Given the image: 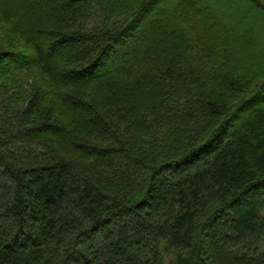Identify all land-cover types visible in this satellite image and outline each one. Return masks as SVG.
Returning <instances> with one entry per match:
<instances>
[{
  "label": "trees",
  "instance_id": "1",
  "mask_svg": "<svg viewBox=\"0 0 264 264\" xmlns=\"http://www.w3.org/2000/svg\"><path fill=\"white\" fill-rule=\"evenodd\" d=\"M174 2L0 0V264H264V0Z\"/></svg>",
  "mask_w": 264,
  "mask_h": 264
},
{
  "label": "rangeland",
  "instance_id": "2",
  "mask_svg": "<svg viewBox=\"0 0 264 264\" xmlns=\"http://www.w3.org/2000/svg\"><path fill=\"white\" fill-rule=\"evenodd\" d=\"M164 7H165V9H167L166 12H168V13L159 14V15L155 14V18H153L155 21L154 24L151 26H149V25L144 26L140 30L141 31L139 33L140 37L138 39L135 38L128 43L130 47L134 46V44H139V46H138L139 48L133 49V50H125V52H124V54H123V56L119 62L120 69H121V67H125V66L128 67L129 66L128 62L131 58H135L136 56L140 57L145 52L151 54V53H155L157 51V48L155 47V45L154 46H153V44L147 45V44H145L144 41L148 40L150 36L156 38L157 35H159L158 30L160 28L164 27L165 23L167 24L166 21H168L169 19L176 20L174 15L173 14L171 15V13H170V12L175 11V10L177 11V7L175 5L174 0H165V6ZM158 10H160V9H158ZM182 21L185 22L184 19H182ZM171 28L174 29L173 26H171ZM146 30L151 32L152 34L150 36L146 35V33H145ZM69 46H72V45H69ZM120 69L117 67H113V68H110L108 70V73L115 74V73L119 72Z\"/></svg>",
  "mask_w": 264,
  "mask_h": 264
}]
</instances>
